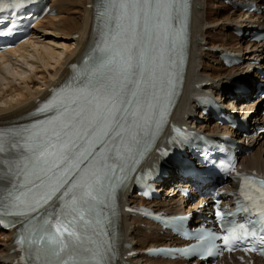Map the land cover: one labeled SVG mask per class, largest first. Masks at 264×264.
<instances>
[{
  "label": "snow or ice",
  "instance_id": "obj_1",
  "mask_svg": "<svg viewBox=\"0 0 264 264\" xmlns=\"http://www.w3.org/2000/svg\"><path fill=\"white\" fill-rule=\"evenodd\" d=\"M21 3L0 0V8ZM96 8L102 26L84 66L40 102L33 115L41 118L0 128V216L21 226L25 264H116L107 230L115 210H105L157 138L175 96L186 0H99ZM244 181L242 210L258 218L253 227L205 230L191 257L212 256L216 241L238 250L257 237V225L264 244V179L255 194Z\"/></svg>",
  "mask_w": 264,
  "mask_h": 264
},
{
  "label": "bare ground",
  "instance_id": "obj_2",
  "mask_svg": "<svg viewBox=\"0 0 264 264\" xmlns=\"http://www.w3.org/2000/svg\"><path fill=\"white\" fill-rule=\"evenodd\" d=\"M212 1V0H211ZM209 7L206 6L207 0H194V12L192 22V48H191V64L187 76L185 92L194 85H203L202 90L211 89L214 87L225 89L230 81H240L250 83L247 76H250L249 70L255 65V61L264 59V45L257 47L243 46V41L231 36L230 27L239 22L240 15L234 12H226V7L218 4L215 0L212 1ZM92 0H52L51 5L57 9V17L49 18L39 24V30L42 29L44 35L61 36L62 38H71L72 35H77L71 45H63V51L56 52V49L51 47L47 42L44 43L36 37V41L29 42L21 46L17 53L6 54L0 57V122L14 118L16 115L25 112L31 108V103L28 102L31 98L43 94L41 90L45 86L53 84V82L62 78L65 75V70L62 69L69 60L76 58L84 49L91 31V11L88 6ZM83 16L81 17V15ZM214 16L216 20H212ZM210 19V21H208ZM249 25L257 22L256 18H248ZM243 22V21H241ZM207 30H216L217 39L207 35ZM37 36V33H36ZM44 37V36H42ZM58 38V37H57ZM54 43V42H53ZM219 48L230 49L241 55L244 64L240 67L226 69L220 66L217 55ZM11 55L18 56V61L11 62ZM27 58L35 60L39 66L49 67L51 62H54L52 74L49 72L50 79L48 81L36 84L29 87L27 80L31 79V70L36 69L34 62H30ZM207 59V62H204ZM25 64L27 68L21 65ZM211 63V64H210ZM213 64L218 66H213ZM38 66V67H39ZM264 69V65L262 66ZM34 75V74H33ZM35 76V75H34ZM16 83L22 85L23 89H19ZM39 83V82H38ZM5 90V91H4ZM217 98L222 99V96L217 95ZM258 103L254 101L243 108L241 115L246 116L251 108L257 107ZM181 106L184 109L182 117L187 118L194 105L189 102L188 98L183 99ZM213 134L226 132L225 127L210 126ZM250 143V142H249ZM248 145V144H247ZM252 153L247 157H242L240 163L246 168L256 169L264 173V138L252 141L250 147ZM188 187L189 185H185ZM167 190V189H166ZM128 204L137 202L134 196H125ZM181 198L175 191L167 190L163 195L161 202L156 203L158 211L167 213L181 214L190 212L200 203H195L194 206L188 205V209H184L181 204ZM147 225V222L138 221L136 218H128L123 216L122 230L123 238L126 243L132 245L131 250L124 254L137 252V255L130 258L133 264H180L178 262H167L162 260H151L140 255L143 250L150 245H161L166 243V236H160L157 233V228L149 224V227L141 229V225ZM154 232V233H153ZM11 233L4 235L0 233V264H5L9 258V251L14 249L11 245Z\"/></svg>",
  "mask_w": 264,
  "mask_h": 264
},
{
  "label": "rangeland",
  "instance_id": "obj_3",
  "mask_svg": "<svg viewBox=\"0 0 264 264\" xmlns=\"http://www.w3.org/2000/svg\"><path fill=\"white\" fill-rule=\"evenodd\" d=\"M212 1H214V0H212ZM211 0H207V4H206V6L207 7H209L210 6V4L211 3H213ZM216 2H218L219 4H220V1L219 0H216ZM225 11L226 12H229V9L228 8H226L225 9ZM83 16V14L81 15V17ZM242 16V15H241ZM211 19L212 20H216V18L214 17V16H212L211 17ZM208 21H210V19H208ZM207 35H210V37H217V33H216V30H207ZM42 36H44V37H42ZM37 37H38V39L40 40V41H42V40H44L43 42L44 43H48L51 47H53L54 49H56V52H61V51H63V45H71L73 42H74V40H72L71 38H62L61 36H55V35H44L43 33H40V34H38L37 35ZM58 37V38H57ZM215 37V39H217ZM54 42V43H53ZM243 46H245L244 44H243ZM27 60L28 61H30V62H36L35 60H33V59H31V58H27ZM208 60L207 59H205V61L204 62H207ZM51 62V66H49V67H42V66H39L37 63H35V66L37 67L36 69H34L33 71H32V69L31 70H29V71H31L32 73H31V79H29V80H27V83H28V85H29V87H32V86H34V85H36V84H39L40 85V83H42V82H44V80H46V81H48L49 79H50V74H52V72L54 71V69H53V64H54V62H52V61H50ZM211 64V63H210ZM23 68L25 67V68H27L26 66H25V64L23 63L22 65H21ZM39 66V67H38ZM213 66H217V65H215V64H213ZM50 74H49V73ZM35 76H34V75ZM39 82V83H38ZM1 84V83H0ZM23 86L22 85H19V89H23L22 88ZM5 91V90H4Z\"/></svg>",
  "mask_w": 264,
  "mask_h": 264
}]
</instances>
